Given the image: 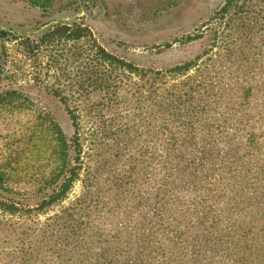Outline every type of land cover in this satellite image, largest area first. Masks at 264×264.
Listing matches in <instances>:
<instances>
[{
	"label": "rangeland",
	"instance_id": "1",
	"mask_svg": "<svg viewBox=\"0 0 264 264\" xmlns=\"http://www.w3.org/2000/svg\"><path fill=\"white\" fill-rule=\"evenodd\" d=\"M0 29V264L118 259L162 96L207 80L229 116L240 80L264 83V0H0Z\"/></svg>",
	"mask_w": 264,
	"mask_h": 264
},
{
	"label": "trees",
	"instance_id": "2",
	"mask_svg": "<svg viewBox=\"0 0 264 264\" xmlns=\"http://www.w3.org/2000/svg\"><path fill=\"white\" fill-rule=\"evenodd\" d=\"M69 28L62 26V34ZM207 84L162 96L168 142L158 149L156 177L144 175L131 242L107 264H125L133 255V264H264V112L253 106L264 83L240 80L229 116ZM195 150L202 157L185 159Z\"/></svg>",
	"mask_w": 264,
	"mask_h": 264
}]
</instances>
